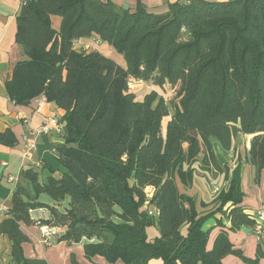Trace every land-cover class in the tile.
Returning a JSON list of instances; mask_svg holds the SVG:
<instances>
[{
  "label": "trees",
  "instance_id": "trees-1",
  "mask_svg": "<svg viewBox=\"0 0 264 264\" xmlns=\"http://www.w3.org/2000/svg\"><path fill=\"white\" fill-rule=\"evenodd\" d=\"M51 17L60 19L58 30ZM15 20L23 59L5 82L6 96L16 106L43 97L62 110L63 143L53 148V164L43 163L44 178L34 168L20 173L0 221L10 264H48L23 253L30 240L20 226L38 224L61 229L57 243L82 244L85 259L108 264L264 260L260 244L249 259L228 237L255 224L241 205L242 164L254 168L256 184L264 172V0L177 1L158 14L140 2L131 10L110 0H23ZM90 38L112 47L124 65L75 49V41ZM129 79L153 90L137 99ZM166 86L176 92L170 106L156 90ZM238 134L252 137L244 161L231 168L215 147L234 151ZM0 144L15 146L11 131L0 133ZM196 164L206 176L222 177L205 214L178 188L192 187ZM38 209L47 220L31 218ZM217 214H226L228 228ZM149 227L158 232L151 241Z\"/></svg>",
  "mask_w": 264,
  "mask_h": 264
},
{
  "label": "crops",
  "instance_id": "crops-1",
  "mask_svg": "<svg viewBox=\"0 0 264 264\" xmlns=\"http://www.w3.org/2000/svg\"><path fill=\"white\" fill-rule=\"evenodd\" d=\"M118 7L134 9L137 2L142 3L151 13H164L167 10V4L185 0H110ZM206 1H227V0H206ZM20 6V0H0V133L6 130L11 131L16 144L13 147H7L0 144V221L4 219L7 211L11 208V195L17 184L20 183V173L28 168L42 172V178L47 174L42 171L43 163L53 164L54 152L56 145L62 144V137L51 135L34 136V131L39 128L44 118L54 116L60 118L63 111L58 109L54 104L47 103L43 97H38L31 101L28 106H16L6 96L5 82L11 77L15 64L23 59L22 49L15 42L16 34V14ZM52 26L58 30L60 19L51 17ZM93 39H80L75 41L74 46L92 44V50L99 52L104 56H108L113 52L112 47L106 43L99 42L93 44ZM109 58V57H108ZM120 65V64H119ZM122 66V65H121ZM28 135L34 142L35 148L28 151L25 156V146L22 142V136ZM252 136L238 134L234 140L235 150L228 153L220 151L215 147V154L221 164H228L233 168L237 158L244 161L245 153L249 148V142ZM240 142L242 149L239 150ZM204 154L202 151L201 155ZM197 165V164H196ZM194 166L195 175L193 184L190 189H184L178 184L181 193L192 197L196 201L199 213L205 214L213 209L212 200L223 185L212 186L211 177L206 176L198 169V165ZM13 177L14 182H8L7 178ZM212 184V185H211ZM241 185L244 193L242 207L246 212L256 214L258 209L264 204V172L260 177L259 183L254 181V168L249 164H242ZM216 190V191H215ZM147 191L151 194L152 189ZM44 202V201H42ZM203 202L208 206L200 207ZM46 203V202H44ZM48 204V203H47ZM53 203H49L52 205ZM226 210V209H224ZM33 220H47L48 212L43 210H34L30 212ZM226 214H217L215 217L221 219L226 228L229 223L225 218ZM214 220H210L206 227L214 225ZM20 230L29 238L30 242L23 244L22 249L24 256L28 259H44L48 264H71V256H73L76 264H108L101 257H94L87 260L83 255L82 244L68 246L65 243H57L56 240L50 245L43 243L39 226L21 225ZM219 228L214 229L210 235L209 246L212 245L213 239L219 232ZM227 230V229H225ZM151 231V235H149ZM61 232V229H60ZM59 232V234H60ZM58 234V235H59ZM147 239L153 240L157 235V229L150 227L146 229ZM228 237L233 246L240 249L243 255L249 259L255 257L257 245L260 244L264 249V230L261 235L257 236L250 228L242 227L236 232H229ZM152 264L157 262H151ZM0 264H10V245L5 236H0ZM115 264H122L116 262ZM223 264H244L238 258L227 256L223 259ZM258 264H264V260H260Z\"/></svg>",
  "mask_w": 264,
  "mask_h": 264
},
{
  "label": "built area",
  "instance_id": "built-area-1",
  "mask_svg": "<svg viewBox=\"0 0 264 264\" xmlns=\"http://www.w3.org/2000/svg\"><path fill=\"white\" fill-rule=\"evenodd\" d=\"M23 0H20V3ZM99 42L94 41L93 44L96 45ZM75 49L78 51H83V52H90V51H94L92 50V44H84V45H77L75 46ZM141 83V81H137L134 79H129L128 80V88L129 89H135L138 87V85ZM62 132H63V123L60 122L59 118H56L54 116H48L46 118L43 119L41 125L39 126V128H37L33 135L34 136H38V135H51V136H55V137H61L62 136ZM22 142L25 146V153L24 155H27V152L34 149L35 145L33 140L28 136V135H23L22 136ZM8 182H14V178L13 177H8L7 178ZM216 191V190H215ZM149 197L151 196V194H147ZM38 210H43V209H38ZM32 212V211H30ZM148 215L151 217H157L158 216V212L155 209H148L147 210ZM254 218V226L251 227L250 229L257 235H261V233L264 230V204L260 207V209H258V211L256 212L255 215H253ZM39 226V231L41 233L42 236V240L43 243L46 245H50L51 243H53L59 232L60 229L56 228V227H50L47 225H40Z\"/></svg>",
  "mask_w": 264,
  "mask_h": 264
},
{
  "label": "rangeland",
  "instance_id": "rangeland-1",
  "mask_svg": "<svg viewBox=\"0 0 264 264\" xmlns=\"http://www.w3.org/2000/svg\"><path fill=\"white\" fill-rule=\"evenodd\" d=\"M113 50V49H112ZM107 57H109L110 59H112L114 62H116L117 64H120V65H124V60L123 58L118 55L114 50L111 54H109ZM135 92H136V98L137 99H141L143 98V96L145 94H148L149 92H151L153 90V87L151 86L150 83H143L141 82L137 88L134 89ZM157 92H158V96H163L165 102L170 106V104H173V103H176L177 100H176V92L175 90H173V88H170L169 86H166L164 89H162L161 91H159L158 89H156ZM167 125V118H164L163 122H162V133L165 134V127ZM242 149V143L240 142V147H239V150ZM197 166V165H196ZM261 177H262V174H261ZM212 179L213 181V187L216 185H221L222 184V177L221 176H216L214 178H210ZM147 194H150L147 190H146ZM40 200L41 201H44L46 203H51V200L48 196L46 195H41L40 197ZM150 228V227H149ZM149 235H151V231H149Z\"/></svg>",
  "mask_w": 264,
  "mask_h": 264
}]
</instances>
